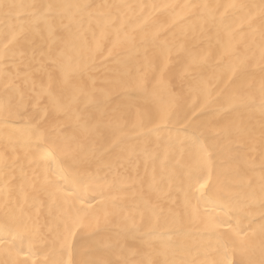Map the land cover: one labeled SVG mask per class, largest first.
Listing matches in <instances>:
<instances>
[{
    "label": "bare ground",
    "instance_id": "obj_1",
    "mask_svg": "<svg viewBox=\"0 0 264 264\" xmlns=\"http://www.w3.org/2000/svg\"><path fill=\"white\" fill-rule=\"evenodd\" d=\"M0 264H264V0H0Z\"/></svg>",
    "mask_w": 264,
    "mask_h": 264
}]
</instances>
